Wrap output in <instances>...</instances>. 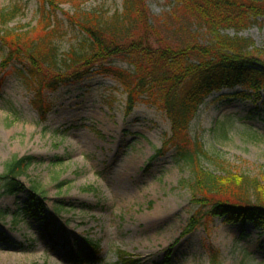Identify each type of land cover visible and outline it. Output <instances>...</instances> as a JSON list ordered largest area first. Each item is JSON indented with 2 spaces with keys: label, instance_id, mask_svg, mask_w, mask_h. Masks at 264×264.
Returning <instances> with one entry per match:
<instances>
[{
  "label": "rangeland",
  "instance_id": "obj_1",
  "mask_svg": "<svg viewBox=\"0 0 264 264\" xmlns=\"http://www.w3.org/2000/svg\"><path fill=\"white\" fill-rule=\"evenodd\" d=\"M46 2L61 25L63 36L55 43L62 53L81 35L69 26L70 16L81 10L112 13L122 5V0H0V174L15 157L32 159L19 178L24 190L12 196L0 191V264H75L73 256L76 264H211L209 248L218 251V264H264V230L251 223L207 215L206 225L187 228L191 217L207 209L186 187L189 167L176 161L171 146H163L172 131L161 111L136 101L129 110L120 84L99 74L45 91L37 107L17 72L24 66L3 68L2 54L13 49L17 33L43 37L39 8ZM145 7L158 32L176 25L173 0H145ZM219 35L247 38L250 50L264 60V16ZM210 38L199 30V42ZM115 65L131 69L125 62ZM241 91L224 87L209 94L188 130L174 137L198 141L206 153L199 163L209 172L264 178L262 102L235 95ZM131 162L133 170L120 181ZM29 197L37 199V210L26 204Z\"/></svg>",
  "mask_w": 264,
  "mask_h": 264
},
{
  "label": "trees",
  "instance_id": "obj_2",
  "mask_svg": "<svg viewBox=\"0 0 264 264\" xmlns=\"http://www.w3.org/2000/svg\"><path fill=\"white\" fill-rule=\"evenodd\" d=\"M173 1L176 25L161 26L159 32L148 21L145 0H122L121 8L112 13L102 9L77 11L68 24L81 35L64 53L55 43L59 34L63 36L61 25L47 8L50 2L41 3L43 37L31 38L29 33L24 38L25 31L17 33L13 49L2 54L1 63L3 68L11 63L24 66L17 72L34 93L37 107H41L45 91L54 92L69 82L93 74L114 79L126 93L129 110L135 101L143 102L161 111L170 122L172 135L163 146H171L176 161L189 167L186 187L196 203L200 201L207 209L204 215L191 217L187 228L206 225L202 220L211 215L264 230V178L244 172H209L199 163L206 154L202 145L198 141L177 142L174 137L188 130L203 100L224 87H242L244 91L235 95L261 100L264 110V60L254 54L256 50H250L253 44L247 38L219 35L225 29L238 32L263 17L264 0ZM199 30L210 35L208 43L199 42ZM117 61L131 69L118 67ZM31 162L30 157H15L5 163L0 174L3 194L12 196L24 190L19 178ZM32 190L37 186L32 185ZM26 202L37 210V199L29 197ZM1 216L4 212L0 211ZM208 250L210 263L218 264V251ZM72 261L76 264L79 258L73 256Z\"/></svg>",
  "mask_w": 264,
  "mask_h": 264
},
{
  "label": "bare ground",
  "instance_id": "obj_3",
  "mask_svg": "<svg viewBox=\"0 0 264 264\" xmlns=\"http://www.w3.org/2000/svg\"><path fill=\"white\" fill-rule=\"evenodd\" d=\"M133 168H134V163L133 162H131L130 164L129 163H126L125 166H124L123 171L119 174V176L117 178L120 181H123L124 178H126V176L129 174V172L131 170H133ZM117 178H115V179H117ZM123 187H124V185H123ZM162 212H165V210H161V211L157 212V214H160Z\"/></svg>",
  "mask_w": 264,
  "mask_h": 264
}]
</instances>
